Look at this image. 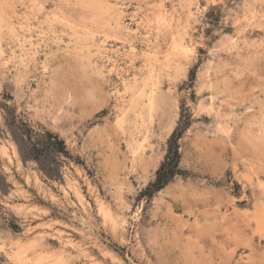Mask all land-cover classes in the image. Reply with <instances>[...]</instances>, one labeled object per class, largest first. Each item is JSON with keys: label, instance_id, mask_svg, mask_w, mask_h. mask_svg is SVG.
Listing matches in <instances>:
<instances>
[{"label": "rangeland", "instance_id": "obj_1", "mask_svg": "<svg viewBox=\"0 0 264 264\" xmlns=\"http://www.w3.org/2000/svg\"><path fill=\"white\" fill-rule=\"evenodd\" d=\"M0 145V264H264V0H0Z\"/></svg>", "mask_w": 264, "mask_h": 264}, {"label": "trees", "instance_id": "obj_2", "mask_svg": "<svg viewBox=\"0 0 264 264\" xmlns=\"http://www.w3.org/2000/svg\"><path fill=\"white\" fill-rule=\"evenodd\" d=\"M184 111V108H182L178 124L167 139L166 155L156 171L155 180L150 182L144 191H142V193L149 197L154 192L164 187L175 175L180 173V169L178 168L180 159L178 140L182 136L183 132L187 129L190 122L189 115L184 113ZM56 144L60 146L59 148H63V143L61 140L57 139Z\"/></svg>", "mask_w": 264, "mask_h": 264}, {"label": "bare ground", "instance_id": "obj_3", "mask_svg": "<svg viewBox=\"0 0 264 264\" xmlns=\"http://www.w3.org/2000/svg\"><path fill=\"white\" fill-rule=\"evenodd\" d=\"M137 96H138V100H140L141 101V103H142V106H143V108L144 109H146V110H148V111H150L151 109H152V107H153V105H154V91H153V89H150V90H147V89H141L139 92H138V94H137ZM144 103V104H143ZM13 150L15 151V147L13 146ZM0 152H4L5 153V150H4V147L2 146V145H0ZM258 188H259V192H257L256 191V199L254 200V208H255V212L259 215L260 214V212L261 211H263L262 209L264 208V185H258ZM11 195V194H10ZM103 213V212H102ZM251 215H253L252 213H250ZM255 214V213H254ZM255 216V215H253V217L251 218L252 220H258L257 218H259V216ZM251 217V216H250ZM256 217V218H255ZM247 219H248V217H246ZM261 218V217H260ZM243 220H244V218H243ZM249 220V219H248ZM254 220V221H255ZM245 221H247V220H245ZM115 222V221H114ZM257 223L259 222V221H256ZM251 223V222H250ZM112 224H114V223H112ZM246 224H247V222H246ZM255 224V223H254ZM260 224V223H259ZM258 225V224H257ZM115 226V225H114ZM114 231V230H113ZM30 244V243H29ZM28 244V245H29ZM28 245H26V248H27V246ZM32 246H34V245H32ZM22 247V246H21ZM46 250V249H45ZM40 251V250H39ZM48 252H49V250H48ZM39 253V252H38ZM50 253V252H49ZM26 255V254H25ZM30 256H32V255H30ZM36 256V255H35ZM44 258V257H43ZM116 259V258H115ZM29 260V259H28ZM117 261H119V260H117ZM39 262H41V261H39ZM54 264H66L65 263V261H64V259L61 257V256H58V258H56L55 260H54Z\"/></svg>", "mask_w": 264, "mask_h": 264}]
</instances>
